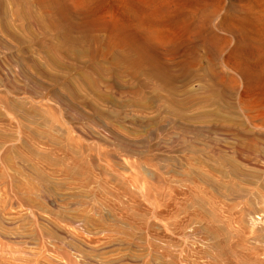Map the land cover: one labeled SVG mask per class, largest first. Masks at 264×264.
Instances as JSON below:
<instances>
[{"label": "rangeland", "instance_id": "374dc122", "mask_svg": "<svg viewBox=\"0 0 264 264\" xmlns=\"http://www.w3.org/2000/svg\"><path fill=\"white\" fill-rule=\"evenodd\" d=\"M0 264H264V0H0Z\"/></svg>", "mask_w": 264, "mask_h": 264}, {"label": "bare ground", "instance_id": "6f19581e", "mask_svg": "<svg viewBox=\"0 0 264 264\" xmlns=\"http://www.w3.org/2000/svg\"><path fill=\"white\" fill-rule=\"evenodd\" d=\"M245 106V105H244Z\"/></svg>", "mask_w": 264, "mask_h": 264}]
</instances>
